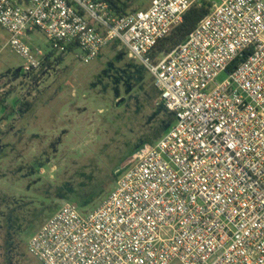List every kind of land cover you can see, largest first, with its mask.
Listing matches in <instances>:
<instances>
[{
  "label": "built area",
  "instance_id": "1",
  "mask_svg": "<svg viewBox=\"0 0 264 264\" xmlns=\"http://www.w3.org/2000/svg\"><path fill=\"white\" fill-rule=\"evenodd\" d=\"M201 5L153 0L117 15L110 0H0L25 74L44 67L28 32L85 64L118 42L175 114L117 171L98 208L66 202L30 238L43 264H264V0L213 1L184 42L160 52Z\"/></svg>",
  "mask_w": 264,
  "mask_h": 264
},
{
  "label": "rangeland",
  "instance_id": "2",
  "mask_svg": "<svg viewBox=\"0 0 264 264\" xmlns=\"http://www.w3.org/2000/svg\"><path fill=\"white\" fill-rule=\"evenodd\" d=\"M130 1L146 11L153 0ZM27 36L38 59L51 61L29 74L0 25V264H43L30 238L66 202L98 208L117 171L171 127L150 72L118 42L85 64L56 52L39 30Z\"/></svg>",
  "mask_w": 264,
  "mask_h": 264
},
{
  "label": "trees",
  "instance_id": "3",
  "mask_svg": "<svg viewBox=\"0 0 264 264\" xmlns=\"http://www.w3.org/2000/svg\"><path fill=\"white\" fill-rule=\"evenodd\" d=\"M113 10L117 15H124L130 11H134L132 9V3L130 0H110ZM209 5L202 4L201 6H193L185 15L184 21L182 24L177 26L172 33L166 37L159 47V51H168L174 48L175 46L181 44L185 41V39L189 36V34L195 29L197 24L209 13ZM44 64L50 65L51 61L47 60ZM236 64V63H235ZM154 86V85H153ZM157 96H159L158 91L154 87ZM1 106V104H0ZM165 110L169 117L167 120V125L170 124L172 126L175 122V114L170 112L165 107L162 109ZM162 131L157 138H161L163 136ZM154 142V141H150Z\"/></svg>",
  "mask_w": 264,
  "mask_h": 264
}]
</instances>
